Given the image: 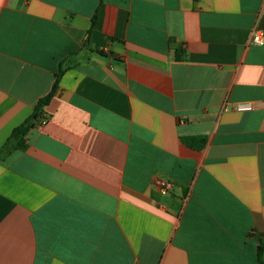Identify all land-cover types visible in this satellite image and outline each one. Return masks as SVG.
<instances>
[{"label":"crops","instance_id":"0c3cea01","mask_svg":"<svg viewBox=\"0 0 264 264\" xmlns=\"http://www.w3.org/2000/svg\"><path fill=\"white\" fill-rule=\"evenodd\" d=\"M254 29L264 0H0V148L63 70L0 160V264H260Z\"/></svg>","mask_w":264,"mask_h":264},{"label":"trees","instance_id":"16d2710c","mask_svg":"<svg viewBox=\"0 0 264 264\" xmlns=\"http://www.w3.org/2000/svg\"><path fill=\"white\" fill-rule=\"evenodd\" d=\"M97 19V14L93 17L92 19V24H91V28L89 30L90 31L93 29L95 22ZM177 58H179L177 56ZM63 70H61L57 75H56V79L54 81V84L51 88V91L49 92V94L44 97L43 99H41L37 105L35 106V110L33 112V114L31 115V117L25 121L21 126L17 127L16 129L13 130L12 134L10 135V137L7 139V141L5 142V144L0 148V160L2 158H4L5 155H7L9 152L13 151V150H23L26 147V135L29 131V129L31 127H33L35 121L41 116L42 113V109L44 106H46L51 97L53 96V94L55 93V91L58 88V82H59V78L62 74ZM185 142L187 143V145H191L193 143H196V147L195 148H200L202 141L196 138H189V139H185ZM257 255H258V261L260 264H264L263 262V258H264V238L259 240V245L257 247Z\"/></svg>","mask_w":264,"mask_h":264},{"label":"built area","instance_id":"2783aa9c","mask_svg":"<svg viewBox=\"0 0 264 264\" xmlns=\"http://www.w3.org/2000/svg\"><path fill=\"white\" fill-rule=\"evenodd\" d=\"M250 43L252 45L263 46L264 45V30L254 29L252 32V37ZM259 105L264 107V99L259 102ZM234 109L237 112H250L255 109V106L249 102H241L234 105ZM40 125L46 123L45 120H40L38 122ZM154 187L162 194H167L172 190V184L169 181L156 179L153 183Z\"/></svg>","mask_w":264,"mask_h":264}]
</instances>
